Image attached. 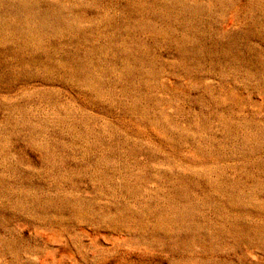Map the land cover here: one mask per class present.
<instances>
[{
	"label": "rangeland",
	"instance_id": "obj_1",
	"mask_svg": "<svg viewBox=\"0 0 264 264\" xmlns=\"http://www.w3.org/2000/svg\"><path fill=\"white\" fill-rule=\"evenodd\" d=\"M0 264H264V0H0Z\"/></svg>",
	"mask_w": 264,
	"mask_h": 264
}]
</instances>
